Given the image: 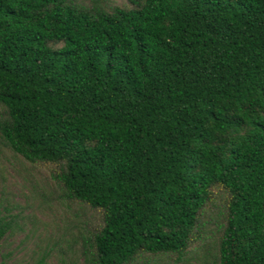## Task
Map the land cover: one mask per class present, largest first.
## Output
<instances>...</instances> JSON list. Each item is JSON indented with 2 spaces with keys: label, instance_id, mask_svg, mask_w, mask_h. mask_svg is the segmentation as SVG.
<instances>
[{
  "label": "trees",
  "instance_id": "trees-1",
  "mask_svg": "<svg viewBox=\"0 0 264 264\" xmlns=\"http://www.w3.org/2000/svg\"><path fill=\"white\" fill-rule=\"evenodd\" d=\"M0 105L101 212L83 264L181 262L218 194V264H264V0H0Z\"/></svg>",
  "mask_w": 264,
  "mask_h": 264
},
{
  "label": "rangeland",
  "instance_id": "rangeland-1",
  "mask_svg": "<svg viewBox=\"0 0 264 264\" xmlns=\"http://www.w3.org/2000/svg\"><path fill=\"white\" fill-rule=\"evenodd\" d=\"M106 1L129 4V0ZM2 112L0 105V115ZM55 169L50 164L27 162L0 138V218L12 225L0 246V264H83L75 248H80L82 236L88 237L89 230L102 224V214L61 198ZM223 203L218 194L204 214L207 225L202 240L192 246L185 259L152 258L149 264H218L217 222Z\"/></svg>",
  "mask_w": 264,
  "mask_h": 264
}]
</instances>
